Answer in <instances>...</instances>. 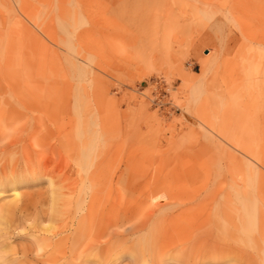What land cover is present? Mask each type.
<instances>
[{"label":"rangeland","instance_id":"1","mask_svg":"<svg viewBox=\"0 0 264 264\" xmlns=\"http://www.w3.org/2000/svg\"><path fill=\"white\" fill-rule=\"evenodd\" d=\"M0 264H264V0H0Z\"/></svg>","mask_w":264,"mask_h":264},{"label":"bare ground","instance_id":"2","mask_svg":"<svg viewBox=\"0 0 264 264\" xmlns=\"http://www.w3.org/2000/svg\"><path fill=\"white\" fill-rule=\"evenodd\" d=\"M54 197H55V196H54ZM52 199H54V198L52 197ZM52 202H54V201L52 200ZM52 204H53V203H52ZM53 206H54V205H53ZM51 209H52V208H51ZM51 213H53V212H51ZM50 216H51V214H50ZM52 218H53V217H52ZM60 240H62V238H60ZM60 240H59V241H60ZM46 244H47V245H50V241L47 240V239H46ZM54 246H55V245H54ZM53 248H54V247H53ZM86 249H88L87 251H89V249H90L89 243H87V242L84 243V246H83V249H82V250L85 251ZM56 250H57V249H56Z\"/></svg>","mask_w":264,"mask_h":264}]
</instances>
